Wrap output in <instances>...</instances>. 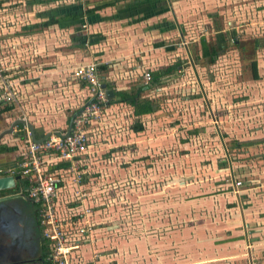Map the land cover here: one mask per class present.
<instances>
[{"label":"rangeland","instance_id":"obj_1","mask_svg":"<svg viewBox=\"0 0 264 264\" xmlns=\"http://www.w3.org/2000/svg\"><path fill=\"white\" fill-rule=\"evenodd\" d=\"M16 1L11 0L15 2L12 6L21 8L23 4ZM95 1L38 0V10H34L38 19H47L81 12ZM143 2V6L112 10L108 28L90 30L77 24L74 30L69 27L64 31L71 39L65 42L66 52L73 48L72 37H86L81 56L89 55L93 40L98 44L92 50L110 52V57L119 52L117 56L122 58L118 63L131 57L137 67L161 69L181 62L178 71L163 76L160 85L150 88L161 90L150 94L162 110L156 116L154 133H142L146 129L136 132V122L129 133L122 129L111 133L113 137L108 136V140L118 147L114 152H119L114 156L121 155L114 158V166L105 159L93 165L88 161L87 171L92 177L81 188L69 186L71 193L77 188L88 194L77 204L79 210L92 204L89 196L98 203L99 195L103 196V208L80 220L79 224L86 222L92 229L71 257H78L80 264H217L211 263L216 262L211 260L216 256L211 244L230 238L232 231H241V227L254 232L251 223L264 206V48L254 51L249 45L253 39L264 38V0ZM150 5L162 9L165 5V12L151 20ZM40 6L44 12H40ZM140 13L146 17L141 29L146 30V39L130 42L124 56L123 45L131 39L124 38L129 28L126 17L140 20L144 17ZM114 18L116 22L111 23ZM158 21L169 31L153 32L151 28ZM217 28L233 30L246 49L242 51L241 45L229 41L210 64L201 57L199 40L204 37L209 45L214 44ZM253 59L257 80L250 71ZM138 82L142 84L141 77ZM18 115L16 112L11 117ZM4 119L1 116L0 128L7 126L2 124ZM242 141L262 142L233 147ZM17 192L14 188L0 194ZM3 204L0 201V207ZM11 205L16 209L18 201L12 200ZM263 215L257 218L263 219ZM244 220L250 223L247 227ZM254 233L246 242L260 244L261 236L252 237ZM237 235L234 239L243 242L242 235ZM244 253L246 248L242 247L240 259L247 264ZM257 259L264 260V255Z\"/></svg>","mask_w":264,"mask_h":264},{"label":"crops","instance_id":"obj_2","mask_svg":"<svg viewBox=\"0 0 264 264\" xmlns=\"http://www.w3.org/2000/svg\"><path fill=\"white\" fill-rule=\"evenodd\" d=\"M79 1L81 2L82 0ZM100 1L97 0L95 3ZM16 3H22L23 5L21 8L17 9V7L12 6L15 2L11 3V0H6L2 3L4 5L3 8L0 6V9H2L0 10V68L4 69V71L16 82V87L20 94V100H22L23 115L25 116L26 121L31 124L34 134L37 137L43 138L49 133H61L67 131L71 117L75 113H78L83 106L87 104L89 93L86 85L84 84L81 86L80 82H77L72 78L70 75L72 68L89 63H96L98 66L106 65V73H104V71L100 72L101 86H105L103 81H108L117 91H125L128 93L133 91L138 85H142L138 82V79H140V77L142 78V72L144 70L151 72L153 70L161 71L166 68L162 67L161 69H153V67L148 65V67L143 66L145 69H142L133 63V60L130 59L131 57L118 63V60L122 58L120 55L119 57L117 56L119 52L110 57V52L107 53L101 50L97 51L96 49L92 50V48H96L98 44L93 40L90 41L93 45H90L89 48L93 53L88 50V56H81V48L87 46L86 43L88 42H85V36L72 37V42L70 44L73 45V48L66 52L65 42H68L71 39L68 36L65 37L66 34L64 31L69 27L74 30V26L77 24L79 26V22L63 20L55 26L40 31H32L31 29H28L31 25L39 24L46 20V18L42 17L38 19V15H36L34 10V8L36 11L38 10L37 7H35L38 0H17ZM114 3L115 4L112 7L96 12L91 20L90 18L81 19L84 21L83 26L87 25L90 30L104 28L106 25L108 28L111 26L108 24V13L112 10L119 9L120 7L123 9H129L130 7L135 8V6H143L145 4L144 2H138L136 0H127L125 2L122 0H114ZM92 5H88V7H92ZM150 6L152 10V12H150V15H152L151 20H155V18L159 17V15L162 12H165L166 9L165 5L163 9L152 5ZM44 11L45 9L40 6V12ZM79 13L80 12L73 14ZM68 15L72 14L63 13L60 16L66 17ZM140 16L145 17V15H142L141 13ZM144 17L140 20L135 18L131 20L126 17V26H129V28H126L127 31L125 32L126 34H124V38L131 39L128 40L126 45H123L124 56H126L127 49L130 47V42H141L146 39V30H141L142 23L145 22L146 19V17ZM115 19L116 18L111 20V23L116 22L114 21ZM162 25L163 24L158 21L157 25H153L151 29L158 34L168 32L169 30L162 28L165 27ZM107 31L109 30L107 29ZM63 33L64 37L62 36ZM72 34L73 33H71L70 36ZM80 43H82L83 46L78 47V44ZM158 89L159 88L157 87V89L145 90L141 94V97L154 101L153 98L155 97H151L150 94H155V91H158ZM104 90L105 94L108 91H112L106 87ZM159 91L161 90L159 89ZM145 92L148 95L144 96ZM157 94H159V92H157ZM106 98L108 101V98L110 97L106 94ZM161 111L162 110L158 108V110L151 114L135 117L133 108L127 104L114 103L106 105L103 109L101 118L89 126L88 131L90 133V143L86 162L91 161V165H93L96 164L97 161L105 159V163H110L114 166V158H118L117 156L120 157L121 155L114 156V153H119L118 151L114 152L115 149L118 150V147L112 144L111 140H108V136L112 138L113 135L110 134L119 133L121 129L125 130L124 133H129L135 122L138 123L136 126H142L143 130L146 129L144 131L142 130V133H151L150 131L153 132V128L156 124V116ZM15 113V110L12 109L10 110V113L3 115L5 119L2 121V124L4 125L5 123L7 126H2L0 131L8 129L13 122L19 120V116L11 117V115ZM18 125L13 128L12 135L5 136L6 138H4L1 143L2 146L5 144L12 147V144L14 143L13 136L15 137L20 130ZM121 149H123V147H121ZM14 151L9 154H0V167H7L12 164V159L15 155ZM121 153L122 155L124 154V152ZM9 160L11 161L9 162ZM248 190L244 192H248ZM244 192H238V194L245 195ZM102 197V195H99V204L101 206L102 203L100 198ZM233 197L235 199L236 195L233 194ZM242 198H245V196H242ZM245 201L249 202V199H246ZM261 213L264 214V206L263 211L256 212L255 222L251 223L254 224V228L251 230L257 233L252 231L249 233L241 227V231L240 229L238 232L236 230L232 231V235L230 238L228 237L229 239L220 238V241L216 243V245L211 244L212 246L210 245V249L213 252L212 247L215 246L217 256L211 259L212 261L215 259L216 262L211 263L246 264L245 261L240 259V251L241 248L244 247L246 248V253L243 254L245 256L243 259H248L247 264H264V260L259 261V259H257L259 256L264 255V215L263 219L257 218ZM239 222L242 224V219H240ZM244 222V227H247L248 224H250L247 223L246 220H244ZM252 233H254L252 237L261 236L260 244H255L254 242H251L250 244L247 243L250 238L249 234ZM237 234L242 235L243 242L234 239L238 236ZM245 234L247 235L248 240L246 239ZM247 249L251 252L249 255ZM229 250L233 253H228ZM258 251L262 254L257 255L259 254Z\"/></svg>","mask_w":264,"mask_h":264},{"label":"built area","instance_id":"obj_3","mask_svg":"<svg viewBox=\"0 0 264 264\" xmlns=\"http://www.w3.org/2000/svg\"><path fill=\"white\" fill-rule=\"evenodd\" d=\"M0 6L3 8L4 5ZM97 67L98 64L89 63L71 69L72 78L77 82H83L89 95L87 104L72 120L70 132L49 133L38 139L24 124L19 130L23 132L24 137L20 139L13 136L12 147H15V155L12 164L0 167V177L19 178L18 194L35 210L40 235L47 248L48 264H80L79 258L73 260L74 256L71 257V253L77 249L84 235H88L92 229L86 222L83 225L79 223L93 213V209L87 206L77 213L74 207L69 206L71 203H81L87 198V192L83 191L85 189L76 188L71 193L68 188L70 185L81 188L83 182L80 174H90L86 162L90 143L88 129L101 118L104 109L102 105L107 103ZM150 80V72L143 71L142 85H149ZM5 106H11L19 113L18 119L27 122L23 115L22 100L16 82L0 68V109ZM82 160L84 171L81 170ZM64 162L69 164L67 169L55 167ZM235 184L239 186L240 182L237 181ZM62 209L66 210L67 217L63 216L65 215L63 213L58 214ZM70 215L74 216L73 221L68 218ZM67 227L74 228L73 235L68 231L72 237L65 232Z\"/></svg>","mask_w":264,"mask_h":264},{"label":"trees","instance_id":"obj_4","mask_svg":"<svg viewBox=\"0 0 264 264\" xmlns=\"http://www.w3.org/2000/svg\"><path fill=\"white\" fill-rule=\"evenodd\" d=\"M6 0H0V4H2L3 2H5ZM134 1V0H133ZM138 2H143L144 0H137ZM114 0H105V1H100V2H96L92 5V7H88L86 5V8L83 9L79 14H72V15H68L66 17L64 16H50L49 18H47L45 21H42L39 24H34L31 25L28 29H31L32 31L35 30H43L46 29L48 27L51 26H55L56 24H58L59 22L63 21V20H72V22H79V25H84V21H82L81 19L85 18L88 19L93 17V15L98 12L101 11L105 8L108 7H112L114 5ZM229 41L231 42V44L237 46V45H241L240 42H238V39L235 36V33L233 30L231 31H223L222 29H216V38H215V42L212 45H209L204 37H201L199 40L200 43V47H201V57L208 59V62L210 64H213L217 58V56L219 55V53L221 51H223L226 47H228L229 45ZM249 45L251 46L250 49L254 50V51H258L260 48H264V38L261 39H253ZM83 46L82 43L78 44V47ZM246 48L242 47L240 50L244 51ZM181 62H177L174 63L172 65L167 66L165 69L160 70H153L150 72L151 75V80L149 85L147 86H143V85H138L133 91L131 92H125V91H117L112 84H110L108 81H103V84H105V87L112 90V95L110 96V98H108V101L106 104L102 105V108H104L106 105H110V104H114V103H124L127 104L129 106H131L133 108V112H134V116L136 117H141L142 115H146V114H151L154 111L158 110V106L155 104V102L153 100H149V99H145L141 97V94L145 91L150 89L151 87L155 86V85H160L161 84V79L163 76L165 75H172L174 72L178 71V68L180 66ZM98 70L101 71H106V65L103 66H99ZM250 71L252 74V77L254 80L259 79L258 76V71H257V63L256 60L253 59L250 62ZM104 79V78H103ZM81 86L84 85L83 82H80ZM10 110H12L11 106H5V108L0 109V116H3L5 114H8L10 112ZM18 128H22V125H18ZM136 132H141L143 130L142 127L136 126L135 127ZM16 136H18L20 139L24 137L23 132L19 131V133L16 134ZM35 138H40L37 137L34 134ZM262 141H242V142H235V145H233V147L238 148V147H242V146H251L253 144L259 143ZM15 150V147H9L7 145H0V154H9L11 152H13ZM82 163L84 164V161H81V170L84 171L85 167L84 165L82 166ZM69 166V164L67 162L64 163H60L57 166H55L57 169L61 168V169H67ZM81 178H82V182L84 183L85 181H87L88 178L92 177V174H87V173H81ZM95 181V180H94ZM90 199V200H89ZM88 201L92 204H89L88 206H90L93 209V213L95 214L102 206L98 203V202H94L95 198L92 199L91 196H89ZM94 202V203H93ZM70 207H74V211H79L78 209V205L76 203H71L69 204ZM76 209V210H75ZM65 215H63V214ZM98 213V212H97ZM58 214H61L63 216H66V210L62 209L60 211H58ZM62 216V219H63ZM69 219L71 218V221H73L74 216L71 217V215L68 217ZM71 233L72 235L75 233L74 228H70L67 227L65 232L66 233ZM68 233V234H69ZM70 235V234H69ZM70 237H72L70 235Z\"/></svg>","mask_w":264,"mask_h":264},{"label":"flooded vegetation","instance_id":"obj_5","mask_svg":"<svg viewBox=\"0 0 264 264\" xmlns=\"http://www.w3.org/2000/svg\"><path fill=\"white\" fill-rule=\"evenodd\" d=\"M12 200L18 201L16 209ZM0 201V264H48L33 206L12 194H0Z\"/></svg>","mask_w":264,"mask_h":264},{"label":"water","instance_id":"obj_6","mask_svg":"<svg viewBox=\"0 0 264 264\" xmlns=\"http://www.w3.org/2000/svg\"><path fill=\"white\" fill-rule=\"evenodd\" d=\"M102 88L105 89V86L102 85ZM107 96L110 97L112 95L111 91H108L107 93ZM77 113H75L71 119H70V122L68 124V128H67V134L70 132V129H71V124H72V120L74 119L75 115ZM18 124H26V126L28 127L29 131L32 133V135L34 136V131H33V128L31 126V124H29L28 122H25L23 120H16L15 122H13L10 127L8 129H4L2 131H0V141L3 140V138L7 135H11L12 134V131H13V128L18 125ZM19 178L18 177H0V192L1 191H4V190H9V189H18V184L19 183ZM15 196H20L17 193H14ZM21 197V196H20Z\"/></svg>","mask_w":264,"mask_h":264}]
</instances>
